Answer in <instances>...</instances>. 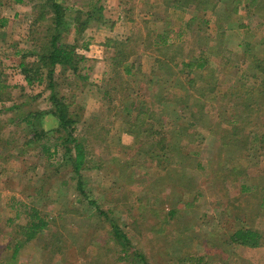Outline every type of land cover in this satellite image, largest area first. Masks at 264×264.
Returning a JSON list of instances; mask_svg holds the SVG:
<instances>
[{
  "label": "rangeland",
  "instance_id": "rangeland-1",
  "mask_svg": "<svg viewBox=\"0 0 264 264\" xmlns=\"http://www.w3.org/2000/svg\"><path fill=\"white\" fill-rule=\"evenodd\" d=\"M61 1L66 6L87 9L91 0ZM124 1L127 9L129 3ZM0 2V20L5 21L0 25V72L1 80L7 85L0 99V264H142L129 255L134 250L140 251L149 264H264V239L258 248L228 244L227 237L238 224L227 221L224 211L226 204L237 196L239 183L252 187L264 173V150L256 136L264 133V114L257 117L258 125L244 153L251 164L239 183L224 181L227 169H221L219 176L214 173L220 168L215 166L213 170L211 166L220 150L217 136L197 127L199 137L195 141L183 140L184 147L197 152L196 159L201 162L199 166L185 164L189 178H184V184L192 186L186 187L170 179L171 173L176 174L175 168L168 172L166 167L145 157L132 135L124 132L127 128L124 120L128 118L126 109L122 108L128 99L125 95L144 100L148 106L154 102L155 110L167 109L164 113L167 128L190 122L189 112L184 111L179 121L174 114L182 107L173 98L183 92L173 91L174 95L158 106L155 95L159 88L149 86L143 78L158 54L145 30L141 31L140 49L148 52L130 58L138 66L135 78L113 75V45L105 47L101 60L87 58L82 63L81 73L87 75L86 80L56 67L57 92L65 97L71 112L77 116L73 134L86 147L89 167L81 171L85 187L129 238L132 247L127 254L112 238L109 220L98 214L96 207L77 191V176L70 162L63 160V149L54 131L57 122L52 115L43 116L36 124L46 133L42 139L26 145L30 134L21 117L51 107L49 91L44 85L28 86L19 65L24 54L38 50L31 35L37 11L33 0L19 4L12 0ZM259 2L257 13L252 12L251 6L241 8L243 27L239 29L231 23L226 42H180L178 64L189 54L194 57L201 54L213 70L210 80H216L217 91L203 98L211 122H216L219 112L229 107L219 99L230 86L240 82L248 86L257 84L249 74L252 72L249 56L254 54L264 59V0ZM234 14L232 21L236 20ZM35 24L34 33L41 36L47 22ZM89 37L83 35L82 41L89 43ZM67 41H72L71 34ZM176 71L183 72L180 66ZM183 74V82L194 75L186 70ZM199 77L195 86L205 84L201 74ZM126 85L131 88L125 95L112 90ZM133 115L131 112L130 120ZM225 128L229 127L225 125ZM215 130L221 132L219 127H214ZM166 164L180 167L178 164L184 165V161L176 159ZM172 206L177 213L169 216ZM33 208L45 217L48 227L26 240L28 215ZM255 228L264 238L263 216L256 220Z\"/></svg>",
  "mask_w": 264,
  "mask_h": 264
},
{
  "label": "trees",
  "instance_id": "trees-1",
  "mask_svg": "<svg viewBox=\"0 0 264 264\" xmlns=\"http://www.w3.org/2000/svg\"><path fill=\"white\" fill-rule=\"evenodd\" d=\"M14 3H22L24 0H12ZM39 1V2H36ZM197 4L206 6L208 0H194ZM227 10L232 9V14L236 10L238 4L243 0H226ZM34 9L37 14L33 21V29L31 35L33 42L38 46L36 52L24 54L20 61V69L23 78L28 86L44 85V89L49 91V101L51 107L45 111H30L21 117L26 127L29 129L30 137L26 141V145L32 142L40 141L46 134L42 128H38L36 124L41 122V118L47 114L52 115L56 119L55 132L56 137L63 149L62 157L65 162H70L73 173L77 176V191L84 196L90 205L96 207V212L109 220L111 226V235L115 242L120 244L124 252L127 253L132 244L127 235L122 231L116 220L109 218L93 200L84 183L81 171L87 169L88 163L86 158V147L83 140L76 138L73 134L74 124L77 116L71 112L65 97L57 92L56 67H61L62 72H71V74L86 80L87 75L81 73L83 69L82 63L87 61L86 56L80 54L77 49L79 47L86 48L88 42H83L85 30L93 23L104 22L103 6L99 0H91L88 9H74L66 6L61 0H33ZM1 4V2H0ZM260 2L258 1V8ZM258 10V9H257ZM231 17L230 13L225 14V22ZM47 22L44 26L41 36L34 33L37 22ZM221 18L216 19L217 23H221ZM5 21L0 20V25H4ZM228 23H226L227 25ZM222 25V24H220ZM72 35V41H67L68 35ZM140 33L136 34L131 31L125 39H109L105 42L106 47L113 45V55L111 62L113 63V75H123L129 78L137 77L138 66L130 58L134 54L148 52L140 50L138 43ZM154 51L158 52L153 58L150 71L144 74L146 83L159 88L156 96V104L159 106L163 101L170 99L177 90L183 92V95L173 98L177 106H181V111H175L176 121L182 119V113L189 112L188 124H176L174 126L165 127L164 113L167 109L155 110L154 102L150 106L144 100H133L125 92L130 91V86L113 87L112 90H120L125 95L122 108L127 111V119L124 120L126 130L124 132L132 135L135 143L139 145V149L145 157L150 158L158 166L166 167L169 172L176 170V174L171 173L170 179L175 183H183L184 178H189L185 169L188 166L200 165L197 160V152L187 150L182 144L183 140L195 141L199 137V132L195 130L197 127H203L209 132L210 136L218 137L220 150L216 153L215 158L211 161V166H220L214 172L216 176L221 174V169H227L224 181L230 180L239 183L241 177L247 174L248 166L251 164L245 151L249 148L251 134L257 127V117L264 114V59L252 54L249 56V67L252 72L249 74L257 80L256 86H248L242 82L239 85L230 86L221 96L220 101L225 106L229 104L227 109L219 112L216 122L206 114V104L203 98L207 94L216 93V80L213 78V70L210 67L209 60L205 56L199 54L197 57L189 54L188 60H182L177 63L180 46L173 42H153ZM27 56H35L32 61H26ZM180 66L182 74L177 73L176 68ZM187 73H194L193 77L188 78L186 82L181 79L185 70ZM205 80L203 86H195L199 75ZM180 75V77H179ZM197 75V76H196ZM112 79V78H111ZM110 79V80H111ZM239 79H242L239 78ZM112 82V81H111ZM135 83H138L135 81ZM6 83L1 80L0 72V99L1 93L5 92ZM192 87V88H191ZM190 88L194 90L190 92ZM171 90V91H170ZM167 91V92H166ZM174 91V92H173ZM110 94L108 89L107 96ZM40 95V94H38ZM154 95V94H153ZM191 102V104H189ZM131 112H134L130 120ZM78 119V118H77ZM168 123V122H167ZM225 125L229 128H225ZM214 127H219L221 132L214 131ZM259 146L264 150V133L260 136L257 133ZM44 149L45 146H42ZM46 148V147H45ZM46 152L48 153L47 149ZM49 154V153H48ZM213 158V157H212ZM184 161V165L178 164L180 167L167 165L168 161ZM173 163V162H172ZM185 170V171H184ZM186 187H192L190 184ZM189 190V189H188ZM225 191L227 188L225 185ZM237 196L230 200L225 209L227 221L237 222V227L229 234L228 244H237L249 248H258L262 246L263 236L260 230L255 228L256 220L263 216L264 220V173L258 176L257 183L252 187L247 184L239 183L236 192ZM248 197V199H247ZM244 199H247L244 201ZM181 200V199H179ZM176 208L172 206L169 209V216H173ZM177 213V212H176ZM29 222L26 226V240L35 238L38 232L48 227V221L42 216L37 209H31ZM234 221V222H233ZM18 249L15 245L14 251ZM231 249L225 247V250ZM229 251V250H228ZM128 254V253H127ZM129 255L135 256L142 264H149L145 256L138 250L130 252Z\"/></svg>",
  "mask_w": 264,
  "mask_h": 264
},
{
  "label": "crops",
  "instance_id": "crops-1",
  "mask_svg": "<svg viewBox=\"0 0 264 264\" xmlns=\"http://www.w3.org/2000/svg\"><path fill=\"white\" fill-rule=\"evenodd\" d=\"M258 1L244 0L234 11L236 20L232 21V9L227 10L226 0H208L206 6L194 0H127L130 6L127 9L124 0H99L103 6L104 22H93L85 30L84 36L90 35L88 46L79 47L77 51L91 61L92 58L101 60L106 47L104 42L125 39L131 31L141 35L144 30L150 35L151 42H173L177 46L182 44L180 42H226L231 23L234 22L239 29L243 27L241 8L251 6L252 12L257 13ZM77 8L86 10L74 7ZM226 13L231 16L227 22L224 18ZM219 18L223 20L222 25L216 22ZM138 42H143L140 36Z\"/></svg>",
  "mask_w": 264,
  "mask_h": 264
}]
</instances>
